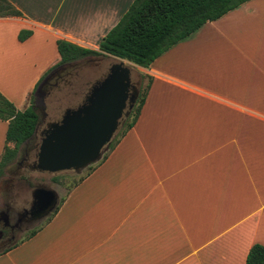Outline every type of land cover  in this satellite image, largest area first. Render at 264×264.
<instances>
[{"label":"crops","instance_id":"1","mask_svg":"<svg viewBox=\"0 0 264 264\" xmlns=\"http://www.w3.org/2000/svg\"><path fill=\"white\" fill-rule=\"evenodd\" d=\"M7 1L0 94L22 110L55 40L96 50L132 0ZM132 65L147 85L134 123L0 264H244L264 246V0Z\"/></svg>","mask_w":264,"mask_h":264},{"label":"trees","instance_id":"2","mask_svg":"<svg viewBox=\"0 0 264 264\" xmlns=\"http://www.w3.org/2000/svg\"><path fill=\"white\" fill-rule=\"evenodd\" d=\"M244 1L246 0H132L118 21L102 36L96 50L78 46L65 39H56L59 60L43 75L58 65L74 64L88 56L109 55L140 67H147L154 58L202 24L217 19ZM19 15L9 1L0 0V16ZM29 34L28 30H20L17 38L23 40ZM42 78L40 77L34 88ZM146 88L147 85L143 91H138L132 107L123 120L121 135L134 123L143 103ZM32 99L33 96L30 97V103L26 108L17 110L0 94V120L6 121L0 168L14 159L19 145L32 136L38 122V115L32 107ZM116 141L112 142L109 148ZM6 143H11L12 147ZM56 209L55 206L46 220ZM244 264H264V246L252 244L247 250Z\"/></svg>","mask_w":264,"mask_h":264},{"label":"water","instance_id":"3","mask_svg":"<svg viewBox=\"0 0 264 264\" xmlns=\"http://www.w3.org/2000/svg\"><path fill=\"white\" fill-rule=\"evenodd\" d=\"M124 61L118 58L109 64L105 74L90 85L79 104L65 108L57 120L46 123L37 144L31 149L30 169L47 173L78 171L99 159L103 147L109 143L120 119L127 116L137 95L130 82V69ZM52 70L34 88L32 107L43 104V84ZM56 204L55 191L37 185L30 191L27 212L32 219L38 220L51 213Z\"/></svg>","mask_w":264,"mask_h":264},{"label":"rangeland","instance_id":"4","mask_svg":"<svg viewBox=\"0 0 264 264\" xmlns=\"http://www.w3.org/2000/svg\"><path fill=\"white\" fill-rule=\"evenodd\" d=\"M117 60L118 58L108 55L105 57L88 56L76 61L73 65L67 67L66 70H62L61 73L65 72L66 77L55 87L51 88L49 94L44 97L43 108L41 109L39 105H34V109L38 115V122L34 133L19 145L14 159L0 168V211L4 209L7 203L12 204L15 210L27 208L30 202V191L37 185H45L53 189L57 195L58 202L108 152L109 145L120 137L125 117L120 119L109 143L103 147L99 159L78 171L66 170L57 173L38 172L30 169L28 166L21 168L16 164L21 156L27 157L26 163L32 161L33 152L30 150L34 148L39 140V131L46 123L57 120L65 108L74 107L79 104L90 85L105 74L109 64ZM124 63L130 69V82L136 88L137 93L139 90L143 91L146 86L144 77L136 72L137 68L131 63L126 60ZM7 180L10 181L7 182ZM9 216L11 217L12 215L10 214ZM47 217L46 215L33 221L23 229L18 230L10 240L0 239V250L28 236Z\"/></svg>","mask_w":264,"mask_h":264},{"label":"flooded vegetation","instance_id":"5","mask_svg":"<svg viewBox=\"0 0 264 264\" xmlns=\"http://www.w3.org/2000/svg\"><path fill=\"white\" fill-rule=\"evenodd\" d=\"M67 67L69 66L58 65L52 70L50 76L46 79V81L43 84L45 96L49 94L51 88L55 87L59 82L65 79L66 73L65 72L61 73V72L62 70H66ZM39 106L42 109L44 106V101L43 104H39ZM45 126L39 131V135L42 132V130L45 128ZM30 151L32 152V150ZM26 162H27V157L21 156L19 157V160L17 161L16 164L18 167L22 168L28 166L32 161L30 163H26ZM28 208L29 205L27 208H21V210L20 209L15 210L12 204L11 205L8 203L5 204L4 209L0 211V239L4 238L6 240H10L11 238H13L15 232H17L20 229H23L25 226L35 221V219H32L28 214L27 212ZM10 214L12 215L11 217L9 216Z\"/></svg>","mask_w":264,"mask_h":264}]
</instances>
